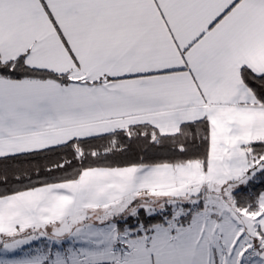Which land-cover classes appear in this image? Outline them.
<instances>
[{
  "label": "snow or ice",
  "instance_id": "1",
  "mask_svg": "<svg viewBox=\"0 0 264 264\" xmlns=\"http://www.w3.org/2000/svg\"><path fill=\"white\" fill-rule=\"evenodd\" d=\"M0 264H264V0H0Z\"/></svg>",
  "mask_w": 264,
  "mask_h": 264
}]
</instances>
